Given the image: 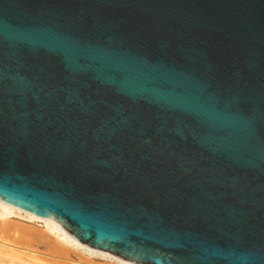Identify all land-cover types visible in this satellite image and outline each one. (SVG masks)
<instances>
[{
    "label": "water",
    "instance_id": "95a60500",
    "mask_svg": "<svg viewBox=\"0 0 264 264\" xmlns=\"http://www.w3.org/2000/svg\"><path fill=\"white\" fill-rule=\"evenodd\" d=\"M0 198L139 264H264V0H0Z\"/></svg>",
    "mask_w": 264,
    "mask_h": 264
},
{
    "label": "bare ground",
    "instance_id": "6f19581e",
    "mask_svg": "<svg viewBox=\"0 0 264 264\" xmlns=\"http://www.w3.org/2000/svg\"><path fill=\"white\" fill-rule=\"evenodd\" d=\"M13 215L23 216L29 221L40 222L48 236L46 243L48 252H39L34 244L45 242L46 237L33 227L11 222ZM52 238V239H51ZM76 248L89 255H96L116 260L117 264H138L107 250L95 248L81 242L70 234L62 223L54 217L39 216L31 211L15 206L0 198V254L11 259H18L25 264H96L90 260H71L70 248Z\"/></svg>",
    "mask_w": 264,
    "mask_h": 264
},
{
    "label": "rangeland",
    "instance_id": "374dc122",
    "mask_svg": "<svg viewBox=\"0 0 264 264\" xmlns=\"http://www.w3.org/2000/svg\"><path fill=\"white\" fill-rule=\"evenodd\" d=\"M9 220L11 222L17 223L19 225L33 227L34 229L39 231L41 236L46 237V240H45V242L34 244V246L41 253L48 252L47 247H46V243H47V241H49L50 238H48V236H46V233L43 231V229H44L43 225L40 222L29 221L25 217L19 216V215H13L9 218ZM69 250H70L71 260H73L75 262H78L79 260H90L92 262H95L96 264H117L116 260L111 259V258H105V257H101V256H96V255H89L86 252H83V251L76 249V248H73V247H71ZM41 263L42 264H48V263H44V262H41ZM0 264H25V263H23L22 261H20L18 259H11L10 257H8L4 254H0Z\"/></svg>",
    "mask_w": 264,
    "mask_h": 264
}]
</instances>
